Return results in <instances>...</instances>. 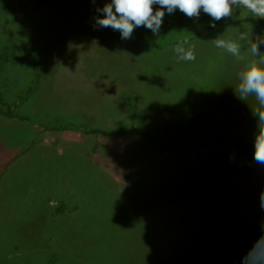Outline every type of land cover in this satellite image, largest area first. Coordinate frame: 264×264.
Returning <instances> with one entry per match:
<instances>
[{
	"label": "rangeland",
	"instance_id": "1",
	"mask_svg": "<svg viewBox=\"0 0 264 264\" xmlns=\"http://www.w3.org/2000/svg\"><path fill=\"white\" fill-rule=\"evenodd\" d=\"M104 2L37 12V0H0V101L28 116L0 115V264H243L242 239L264 235V165L247 145L255 101L237 97L243 64L211 39L250 25L264 35L249 22L196 35L210 17L177 9L159 36L141 27L122 40L94 27ZM184 38L194 62L172 51ZM140 133L173 148L225 145L162 151Z\"/></svg>",
	"mask_w": 264,
	"mask_h": 264
},
{
	"label": "clouds",
	"instance_id": "2",
	"mask_svg": "<svg viewBox=\"0 0 264 264\" xmlns=\"http://www.w3.org/2000/svg\"><path fill=\"white\" fill-rule=\"evenodd\" d=\"M93 4L96 0H91ZM154 6H158L155 7ZM179 10L189 19H199L201 11L210 17L209 27L215 29L216 22L230 18L234 11L242 9L254 19H264V0H105L102 13L94 18V27L111 28L119 32L122 40L132 38L137 28H146L159 36L166 14ZM213 45L241 62L243 67L237 73L235 93L245 102L253 98L251 108L256 118L257 131L253 137V154L257 164L264 165V36L255 35L252 26L241 31L236 28L229 37L219 34L211 39ZM246 49V51H245ZM177 62H194L195 45L187 38L178 40L172 48ZM264 209V191L259 197ZM243 264H264V235H261L242 257Z\"/></svg>",
	"mask_w": 264,
	"mask_h": 264
},
{
	"label": "trees",
	"instance_id": "3",
	"mask_svg": "<svg viewBox=\"0 0 264 264\" xmlns=\"http://www.w3.org/2000/svg\"><path fill=\"white\" fill-rule=\"evenodd\" d=\"M52 0H37V4H36V11L40 12L41 10H43L45 7H48L49 4L51 3ZM242 22H249L251 23L261 34L264 35V19H259L256 18L254 19L252 16L249 17H244V18H240V19H236L233 20L231 22L228 23H216V27L218 26H227V25H234V24H239ZM215 27V28H216ZM213 28H210L208 25L204 26L203 28L199 29L196 33V35H200L203 34L207 31L212 30ZM18 106H19V102H15V103H7V102H2L0 101V115L5 116V117H9V118H19L21 120H26L28 119V116L19 114L17 112L18 110ZM130 110V117H131V129L134 130L133 128V120H134V116H135V110H136V106L135 104H130L129 107ZM59 129L65 130V129H70V130H75L81 134H97V133H102V134H117L120 132H124V130H104L101 128H90V127H85L83 125H79V126H75V125H60L58 126ZM135 131V130H134ZM141 136H143L146 139L152 140V141H156L162 148V151L164 150H170L173 152H188V151H199L202 148L209 146V145H213L215 143H219V144H223L225 145V142L221 139V138H212V139H207L203 142H201L198 145L195 146H188V145H184L181 146L179 148H173L171 146H169L161 137L158 136H150L146 133H140ZM253 145V141L247 143V145ZM135 189V188H134ZM254 240L250 237V236H245L241 243H240V248H239V252H238V257L239 259L242 260V257H244L246 255V253L248 252V250L251 248V246L254 244Z\"/></svg>",
	"mask_w": 264,
	"mask_h": 264
}]
</instances>
